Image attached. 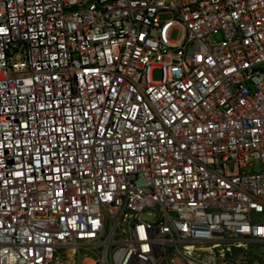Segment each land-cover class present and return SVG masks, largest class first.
<instances>
[{
  "label": "built area",
  "instance_id": "obj_1",
  "mask_svg": "<svg viewBox=\"0 0 264 264\" xmlns=\"http://www.w3.org/2000/svg\"><path fill=\"white\" fill-rule=\"evenodd\" d=\"M0 264H264V0H0Z\"/></svg>",
  "mask_w": 264,
  "mask_h": 264
},
{
  "label": "rangeland",
  "instance_id": "obj_2",
  "mask_svg": "<svg viewBox=\"0 0 264 264\" xmlns=\"http://www.w3.org/2000/svg\"><path fill=\"white\" fill-rule=\"evenodd\" d=\"M161 20H168L171 18V15L169 13H164L160 16ZM178 34L179 32L177 30H174L172 32V39L176 40L178 39ZM161 78V70L160 69H156V71H154V79L155 80H159Z\"/></svg>",
  "mask_w": 264,
  "mask_h": 264
}]
</instances>
